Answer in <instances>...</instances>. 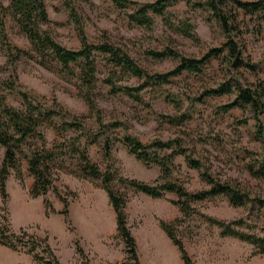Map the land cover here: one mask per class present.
<instances>
[{
    "label": "rangeland",
    "instance_id": "374dc122",
    "mask_svg": "<svg viewBox=\"0 0 264 264\" xmlns=\"http://www.w3.org/2000/svg\"><path fill=\"white\" fill-rule=\"evenodd\" d=\"M124 8L116 6L111 0H46L50 24L43 28L62 46L76 50L80 47L77 27L70 16L68 5L77 14L79 25L83 28L91 44L108 42L124 50L143 70L149 74L165 73L179 62L178 58L156 59L148 53L171 49L182 56L199 59L211 49H220L226 39L210 12L191 6L183 0L167 8L172 22L184 21L192 25L197 40L184 37L170 28L161 17L149 13L154 20L151 28L131 21L130 15L144 4L157 0H125ZM246 2L258 0H243ZM8 6V0H1ZM238 14L241 34L236 37L239 49L246 62L254 65V70L246 67L234 69L228 66L222 56L211 59L200 73L183 72L174 77L169 84L151 86L143 93L146 107L135 103L124 95H111L103 80L109 76L110 65L103 55L96 53L98 67L97 104L102 111L103 122L122 123L118 128L109 129L104 134L112 139H122L131 135L143 144L154 141L178 139L183 147L192 150L194 157L200 159L217 181L225 182L249 196V199L264 198V179L254 178L249 165L255 168L264 155V115L260 122L254 119L248 108H233L228 112L222 106L232 102L235 94L199 97L207 90L222 83L238 82L245 87L262 83L264 85V20L256 16ZM8 41L15 47L29 51L28 40L17 29L15 23L6 18ZM0 78L13 80L35 96L52 105L57 101L71 115L83 117L84 132H70L68 137L82 136L96 142L87 146L91 160L103 171L108 162L103 155V136L99 134L94 116L76 89L77 79L65 77L44 70L34 61L23 59L13 66L7 64L5 51L0 50ZM130 77L120 84L137 86L142 83ZM171 95L179 100L175 107L165 99ZM8 103L14 107L21 105L16 94L8 95ZM189 115V120L176 125L165 122L163 116L180 117ZM58 121V120H57ZM59 122V121H58ZM50 148L59 140L56 133L45 128ZM168 152H161L166 155ZM3 149L0 150L2 158ZM112 156L119 173L129 179L152 183L160 177L158 166H147L129 154L125 145L116 140L112 146ZM23 182L11 172L6 190V206L0 196V220L7 216L12 230L24 229L38 238L46 239L47 244L60 264H134L126 251V246L116 230V219L106 192L99 182L74 177L66 172L54 174V188L44 197L31 198L29 195L33 177L27 170L25 160L21 161ZM173 180L182 184L188 191H201L208 186L200 178V173L188 168L182 156L174 160ZM127 198L125 208L127 227L137 245L140 264H184L177 247L160 227L159 222H173L176 235L182 241L187 253L195 264H264V254H255L254 246L236 238L222 236L220 229L209 224L205 218L194 216L184 219L173 204L176 197L165 193L162 199H153L131 188L115 186ZM60 195L66 204L59 198ZM44 199L51 208L47 211ZM203 215L223 221L243 220L244 232L262 234L264 211L251 201L243 206L231 205L225 197H216L194 205ZM29 241L28 238L24 239ZM77 248L82 249L83 255ZM44 257L46 253L39 251ZM0 264H43L22 251H13L0 244Z\"/></svg>",
    "mask_w": 264,
    "mask_h": 264
},
{
    "label": "trees",
    "instance_id": "16d2710c",
    "mask_svg": "<svg viewBox=\"0 0 264 264\" xmlns=\"http://www.w3.org/2000/svg\"><path fill=\"white\" fill-rule=\"evenodd\" d=\"M116 6L124 8L128 5L125 0H111ZM183 0H157L153 3L141 5L130 15V19L137 25L151 28L154 20L149 13L161 17L163 23L172 31L197 40V35L189 23L184 21L172 22L171 14L167 13V8ZM241 10L244 14L256 16L257 20H264V0L246 2L243 0H198L190 1V5L210 12L216 20L226 39L220 49H211L199 59L182 56L179 53L167 49L163 51H151L148 54L156 59L178 58V64L165 73L149 74L147 71L135 64L134 60L121 48L108 42L101 44H91L79 25V20L75 9L68 5L70 16L74 19L77 27V34L80 47L76 50L68 49L59 44L43 27L50 24L46 9V0H8V6H4L0 0V50L5 51L7 64L13 66L15 63L28 59L34 61L44 70L53 72L65 77L77 79L76 89L88 107L89 113L94 116L99 128L100 136H103V155L108 162L107 168L103 171L94 163L87 153V146L96 142V139H85L81 143V137L77 135L68 137L70 132L77 134L84 132L85 123L83 117L71 115L55 99L52 105H48L40 98L28 91L21 89V86L13 80L0 78V150L3 149L0 157V196L2 203L6 206L8 193L6 183L11 174L15 173L16 178L22 183L23 174L21 171V161L27 163V170L33 177V183L29 191L31 198L44 197L54 188V174L58 171L66 172L77 178L99 182L101 188L106 192L109 202L113 208L116 219V230L125 243L126 251L134 264H140L137 255V245L130 229L127 227L125 208L127 205L126 196L115 186H123L144 194L153 199H162L165 193H172L176 197L173 204L178 208L184 219L194 216H201L211 224L220 229L222 236L236 238L246 242L255 248V254H264V219L261 236L244 232L246 227L243 220L223 221L209 217L200 213L195 204L213 199L225 197L233 206H243L247 201L253 202L264 211V198L249 199V196L240 192L232 185L220 182L204 169V164L200 159L194 157L193 151L186 149L182 141L178 139L168 141H154L150 144H143L139 139L131 135H125L122 139H112L104 134L109 129L118 128L122 125L119 122L106 124L103 122L102 111L99 108L97 98V88L99 83L96 53L104 56L110 65L109 76L103 80L111 95H124L135 103L150 106L144 102V91L151 86H162L169 84L174 77L180 76L183 72L200 73L203 67L211 59L222 56L226 50L224 59L228 66L234 69L240 67L254 70V65L246 62L239 49L236 37L241 34L238 14L232 11ZM10 18L16 25L19 32L28 40L31 49L25 51L13 46L6 33V18ZM0 70L4 68L0 67ZM135 77L143 80L137 86L120 84V81ZM16 94L21 105L14 107L8 103V95ZM235 94L232 102L222 106L221 110L228 112L233 108L246 109L252 113L254 119L260 122L264 115V85L258 83L248 87L238 82L222 83L216 88L205 91L199 100L208 96H222ZM165 99L175 107L179 106V100L171 95H166ZM165 122L172 124H182L189 120V115L180 117L163 116ZM59 122H58V121ZM45 128L52 129L59 140L53 142L48 147L45 135ZM262 138L263 131L260 133ZM121 141L129 154L138 161L150 166L155 165L160 169V177L152 182L145 183L135 179L123 177L115 166L112 156V146ZM168 152L161 155V152ZM182 156L188 168L200 173V178L206 183L208 189L201 191H188L182 184L173 180L174 160ZM259 166L255 168L249 165L250 174L256 179H264V155L258 161ZM66 204V201L58 195ZM47 211L51 208L48 200L44 199ZM264 216V215H263ZM182 219L173 222L160 221V227L177 247L184 264H195L187 253L182 241L176 235V225L181 224ZM29 241L25 242L24 239ZM0 244L13 250L24 251L31 255L35 261L43 264H60L47 244L46 239H41L30 234L24 229L18 232L12 230L7 216L0 220ZM46 253L44 257L40 252ZM79 254L83 251L77 248ZM88 264V263H84Z\"/></svg>",
    "mask_w": 264,
    "mask_h": 264
}]
</instances>
